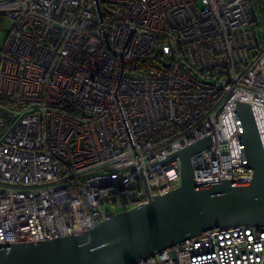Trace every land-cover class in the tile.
I'll return each mask as SVG.
<instances>
[{
    "label": "built area",
    "instance_id": "1",
    "mask_svg": "<svg viewBox=\"0 0 264 264\" xmlns=\"http://www.w3.org/2000/svg\"><path fill=\"white\" fill-rule=\"evenodd\" d=\"M264 0H0V244L80 236L182 184L254 175L264 149ZM137 264H264V228L182 241Z\"/></svg>",
    "mask_w": 264,
    "mask_h": 264
},
{
    "label": "water",
    "instance_id": "2",
    "mask_svg": "<svg viewBox=\"0 0 264 264\" xmlns=\"http://www.w3.org/2000/svg\"><path fill=\"white\" fill-rule=\"evenodd\" d=\"M243 143L251 179L200 185L192 157L211 146L206 138L171 158L181 161L182 184L148 205L115 215L76 237L0 244V264H137L174 245L241 226L264 228V149L253 112L240 104Z\"/></svg>",
    "mask_w": 264,
    "mask_h": 264
},
{
    "label": "rangeland",
    "instance_id": "3",
    "mask_svg": "<svg viewBox=\"0 0 264 264\" xmlns=\"http://www.w3.org/2000/svg\"><path fill=\"white\" fill-rule=\"evenodd\" d=\"M264 8V6L258 8L259 15L261 16V10ZM4 37L0 34V46L3 44Z\"/></svg>",
    "mask_w": 264,
    "mask_h": 264
}]
</instances>
